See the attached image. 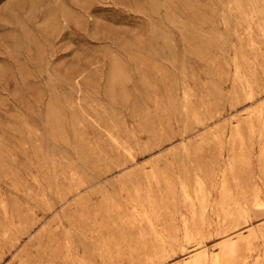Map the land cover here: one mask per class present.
I'll list each match as a JSON object with an SVG mask.
<instances>
[{"label": "rangeland", "instance_id": "rangeland-1", "mask_svg": "<svg viewBox=\"0 0 264 264\" xmlns=\"http://www.w3.org/2000/svg\"><path fill=\"white\" fill-rule=\"evenodd\" d=\"M262 106L264 0H0V264H179L196 176L205 251L258 233ZM233 163L249 214L218 229Z\"/></svg>", "mask_w": 264, "mask_h": 264}, {"label": "bare ground", "instance_id": "bare-ground-1", "mask_svg": "<svg viewBox=\"0 0 264 264\" xmlns=\"http://www.w3.org/2000/svg\"><path fill=\"white\" fill-rule=\"evenodd\" d=\"M262 117H264V106H262L258 112V119L261 120ZM246 126L248 129H252L251 120L246 123ZM232 140L233 142L235 140L241 141V131L238 127L235 128L232 133ZM262 154H264V149H262ZM235 169L236 164L233 163L229 167V175L222 173L220 176V184L218 187L219 201L213 211V214L218 220V229L223 228L227 220L231 221V224H233L232 228H236L238 221L247 219L249 214L248 202L245 198L244 190L240 188L239 178L237 173H235ZM196 177V207H194L190 200L188 192L185 191L184 185H181L182 197L185 202L190 203L186 217L181 218L183 241L187 244L189 241H195L196 243L190 246V251L186 255L187 257H185V259L179 264H247V260L254 256H256V258L254 259L253 264H264V229L260 230L258 233L249 232L247 235L241 233L223 235L224 240L219 244L218 252L215 254H209L203 249L202 239L205 236L204 232L206 228L201 226L204 224L202 215L208 208L209 192L205 188L207 178ZM155 178V175L150 177L151 180H155ZM231 185H233L234 189H232ZM262 206H264V203L260 201L257 193H255L252 199V207L261 210L260 208ZM167 209L168 208H164L162 212L154 211L151 213L145 211L140 217L151 227L153 219L159 220L161 217H165L170 221L172 220L173 213L167 211ZM226 231L227 230L223 231V233ZM258 241L261 243L262 254L257 253L255 250V244ZM160 247L159 250H165L164 243H162ZM187 250L188 249H182V254L185 255ZM65 260L66 257L61 259L53 256L48 259L47 264H56V261H62L64 262L62 264H66Z\"/></svg>", "mask_w": 264, "mask_h": 264}]
</instances>
